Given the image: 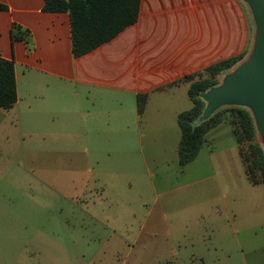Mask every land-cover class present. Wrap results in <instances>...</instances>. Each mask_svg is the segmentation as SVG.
<instances>
[{
  "label": "rangeland",
  "instance_id": "obj_1",
  "mask_svg": "<svg viewBox=\"0 0 264 264\" xmlns=\"http://www.w3.org/2000/svg\"><path fill=\"white\" fill-rule=\"evenodd\" d=\"M241 3L248 53L206 94L256 58L261 25ZM73 101L82 110L64 112V100L0 110V264H264V184L247 176L230 111L251 112L257 131L245 151L264 152L255 104L215 107L221 123L181 166L177 112L191 100H167L158 120H140L135 100ZM102 107L107 118L95 123Z\"/></svg>",
  "mask_w": 264,
  "mask_h": 264
},
{
  "label": "crops",
  "instance_id": "obj_2",
  "mask_svg": "<svg viewBox=\"0 0 264 264\" xmlns=\"http://www.w3.org/2000/svg\"><path fill=\"white\" fill-rule=\"evenodd\" d=\"M0 3L6 6L0 9V55L14 62L18 91L13 107L0 110L31 111L30 100H64V112L82 110L72 100L101 106L108 100H135L140 120L150 114L158 120L167 100H191L190 77L248 47L241 0H141L134 23L78 57L69 12L45 11V0ZM14 25L29 32L27 40L13 39ZM141 95L147 97L142 112ZM153 101L155 110L149 108ZM192 106L179 109L177 120ZM95 113L100 123L108 112L102 107Z\"/></svg>",
  "mask_w": 264,
  "mask_h": 264
},
{
  "label": "trees",
  "instance_id": "obj_3",
  "mask_svg": "<svg viewBox=\"0 0 264 264\" xmlns=\"http://www.w3.org/2000/svg\"><path fill=\"white\" fill-rule=\"evenodd\" d=\"M141 0H45V11H67L71 18L73 54L78 57L101 44L113 39L125 27L134 23L139 15ZM0 9L6 6L0 3ZM27 30L14 25L13 39H26ZM248 53V47L236 56L224 59L207 67L204 73L190 77L192 83L189 96L193 106L179 114L181 128L179 164L185 166L195 160L204 145L205 136L221 123V112L213 113L201 120L207 109L202 93L210 91L218 84V76L229 71ZM18 100L15 64L0 55V108H11ZM147 97H139V109L144 110ZM239 126L235 128L237 140L241 144L240 155L248 178L254 184H264V152L261 146L252 144L254 149L247 153L245 141H252L256 135V125L251 112L242 106L233 107ZM260 169V175L259 170Z\"/></svg>",
  "mask_w": 264,
  "mask_h": 264
},
{
  "label": "water",
  "instance_id": "obj_4",
  "mask_svg": "<svg viewBox=\"0 0 264 264\" xmlns=\"http://www.w3.org/2000/svg\"><path fill=\"white\" fill-rule=\"evenodd\" d=\"M256 12L261 28L256 58L243 71L240 78L232 80L224 88L206 94L202 98L211 101L201 120L211 116L215 107L224 102L253 103L259 110L264 126V0H246Z\"/></svg>",
  "mask_w": 264,
  "mask_h": 264
},
{
  "label": "bare ground",
  "instance_id": "obj_5",
  "mask_svg": "<svg viewBox=\"0 0 264 264\" xmlns=\"http://www.w3.org/2000/svg\"><path fill=\"white\" fill-rule=\"evenodd\" d=\"M263 139H264V135H263Z\"/></svg>",
  "mask_w": 264,
  "mask_h": 264
}]
</instances>
